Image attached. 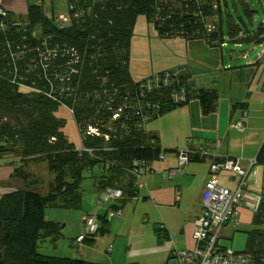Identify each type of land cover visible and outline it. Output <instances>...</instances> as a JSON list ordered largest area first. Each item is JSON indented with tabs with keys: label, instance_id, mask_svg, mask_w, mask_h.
I'll return each mask as SVG.
<instances>
[{
	"label": "trees",
	"instance_id": "16d2710c",
	"mask_svg": "<svg viewBox=\"0 0 264 264\" xmlns=\"http://www.w3.org/2000/svg\"><path fill=\"white\" fill-rule=\"evenodd\" d=\"M67 2V26L57 25L55 16L47 15L38 3L28 4L24 15L0 14V162L12 166L11 179H20L19 185L0 195V264H107L39 252L44 241L55 245L64 227L60 221L45 219V208H79L84 174L98 165L96 189H121V205L107 208L120 211L137 193L136 182L145 185L148 164L173 150L163 148L159 136L147 130L145 123L197 99L203 115L216 110L217 89L193 87L187 68L180 75L187 80L185 99L180 102L172 100L169 87L141 88L150 75L132 79L129 50L139 16L152 23L161 38L181 36L186 42L203 40L211 46L263 40L232 18L224 30L222 0ZM243 8L253 13L247 5ZM262 31L260 26L259 34ZM150 103L158 106V113L143 123L135 107ZM60 106L71 111L81 148L66 137L65 119L55 114ZM239 107L247 109V103H235L231 110ZM89 126L97 128L98 134L88 132ZM254 158L264 166V139ZM204 159L189 152V162ZM134 161L146 168L141 177L130 172ZM30 162H45L53 174L47 192H39L38 177L26 169ZM97 217L101 221L98 231L84 232L82 243L93 244L97 234L109 232L110 217ZM252 223L258 227L247 231L245 251L251 253L253 264H264V198L253 212Z\"/></svg>",
	"mask_w": 264,
	"mask_h": 264
},
{
	"label": "rangeland",
	"instance_id": "374dc122",
	"mask_svg": "<svg viewBox=\"0 0 264 264\" xmlns=\"http://www.w3.org/2000/svg\"><path fill=\"white\" fill-rule=\"evenodd\" d=\"M30 3L41 4L44 11L49 16H55V23L57 25L67 26L68 21L62 20L59 16L63 15L69 17V6L67 0H26ZM227 4L221 3V13L223 18V29L225 30L227 19L232 18L234 21L239 22L246 26V29L250 31L252 36H262L263 40L259 43L256 42H243L241 44H235L228 42L226 48H223L224 63L227 65V70L233 72V88H228L227 78L229 73L225 69H220L212 73H207L206 77L210 78L216 75L218 78H214L209 82L219 83L220 105L217 114L203 115L201 112L200 103L197 100H192V109L188 108L190 104L178 106L171 111H167L162 115L153 118L145 123V128L158 127L164 135V143H178L179 145H186L187 139L189 143L198 145H206L207 147H221L223 149L228 148L231 150L230 154L235 153L237 156L247 155L246 158H253L264 139V126L260 122L259 118H262L264 114V0H226ZM247 5L249 9L253 10L252 14H248L244 11L243 6ZM14 15H19V12L9 11ZM22 13V12H21ZM62 13V14H60ZM22 15V14H20ZM145 26H148V31L144 30ZM263 27L262 33L259 34L258 28ZM153 25L146 23L144 16H139L135 23V30L131 42V52L129 54L130 59V71L134 73V76H142L151 69L159 72L158 69L164 71L169 65L178 61L181 54L177 47L173 45V40L170 38H161L156 35ZM150 44V45H149ZM202 53H210L211 48L199 49ZM215 52V51H214ZM230 53L234 56L230 57ZM185 56V53H184ZM263 58L260 60L259 57ZM248 59L259 60V63H255L247 67L246 61ZM232 66V67H230ZM239 68H243L242 70ZM170 70V69H169ZM258 70V71H257ZM210 71V70H208ZM155 73V72H154ZM256 74V76H255ZM260 76H257L259 75ZM209 80V79H208ZM249 82L252 81V86L249 87ZM242 81V82H241ZM241 86V88H240ZM249 94V101L251 103V113L253 117L252 123L248 124V127L244 132L239 131L235 127L231 126V123L225 122V114L223 113V103L225 97L230 94H237L239 90ZM194 101V102H193ZM58 117L65 119V125L63 131L66 137L74 142L79 148L82 144L80 133L76 122L73 118L70 110L65 106H60L55 112ZM249 121V116L247 118ZM159 132V131H158ZM160 138L161 134L158 133ZM245 135V140H242V136ZM165 145V144H162ZM166 147V146H164ZM26 169L34 173L38 177L37 187L40 193H45L48 190L49 182L53 179L47 168L45 162L34 163L30 162ZM100 167L95 165L91 171H86L81 185V196L79 199V208H67L62 206H48L45 208V219L58 220L64 222L63 235L55 241V246H51L48 242L43 243L47 246H41L38 248L39 252L47 253L55 256H68L70 249L83 252L84 249L90 248L87 254H90V259L97 260L98 258H105L108 254H116L115 260L121 264H127L126 261V244L124 240H120L117 243L114 242L115 235L123 233L125 228L123 227V219H110V231L105 234H97L93 244L80 243L77 246L70 247V239L74 237L78 232V224L76 225L75 216L80 212H92L95 214H102L106 208L110 205L108 202H99L97 196V190L93 192L94 182H97L100 174ZM130 175V174H129ZM234 175L231 170L222 169L217 174L219 180L225 184L229 182L228 179ZM146 179V176H145ZM248 184L252 192L260 193L262 181L264 179V166L262 164H254L248 174ZM20 179H14V182ZM136 180V178H135ZM206 181V180H205ZM205 184V183H204ZM106 188V187H105ZM103 188V189H105ZM101 189V190H103ZM145 189V188H144ZM140 189V190H144ZM204 192V190H203ZM203 195V194H202ZM174 199L173 193H171V199ZM202 198V196H201ZM130 201L125 206H129ZM202 206V203H201ZM152 213L158 212L159 209L155 206H148ZM252 208V207H251ZM249 207L241 208L240 218L237 225L229 224L224 226L218 240V244L221 246L232 247L235 250L243 251L246 249L247 231L257 228L258 226L252 223L253 212ZM165 216L173 217L176 220L183 219V213L166 209L164 211ZM182 222V221H181ZM81 229L84 233L86 231L82 221ZM114 226L116 227L114 229ZM109 227V223H108ZM137 226L132 227L133 231H136ZM81 233V234H82ZM39 244H41L39 242ZM160 245V244H159ZM113 251V252H112ZM108 253V254H106ZM169 264H176L173 260H170Z\"/></svg>",
	"mask_w": 264,
	"mask_h": 264
},
{
	"label": "crops",
	"instance_id": "0c3cea01",
	"mask_svg": "<svg viewBox=\"0 0 264 264\" xmlns=\"http://www.w3.org/2000/svg\"><path fill=\"white\" fill-rule=\"evenodd\" d=\"M29 4L26 0H0V8L5 11L19 12L24 15ZM22 12V13H21ZM46 13V12H45ZM47 14V13H46ZM62 14V13H60ZM48 15V14H47ZM149 25L152 23L147 22ZM148 26H145L144 30L148 31ZM155 29V28H153ZM135 30V27H134ZM156 35L157 32L154 30ZM134 34V31H133ZM133 37V36H132ZM173 40V45L177 47L178 51L181 53L179 55L178 61L169 65L167 68L174 69L179 66H186L189 74V81L196 88H215L219 92V83L209 82L214 78H218L216 75L210 78L206 77V74L218 71L220 69L227 70V65L224 63V52L223 48L227 46V42H223L220 46H211L203 40H193L191 42H186L181 36L170 37ZM132 41V38H131ZM150 45V44H149ZM131 47V42H130ZM211 48L210 53H202L199 49ZM215 51V52H214ZM131 49L129 50V54ZM185 53V56H184ZM230 57L234 54L230 53ZM263 58L259 57L261 60ZM259 62V60H256ZM255 61V62H256ZM251 59L246 61L247 67L255 64ZM232 67V66H230ZM169 69H163L169 70ZM243 69V68H239ZM159 72L161 71L158 69ZM210 70V71H208ZM258 71V70H257ZM157 73L154 69L148 71L142 76H134V73L130 71V59H129V73L133 80H139L141 78L147 77ZM229 77L226 79L228 82V88H233V72L232 70H227ZM256 76V74H255ZM257 76H260L257 75ZM209 79V80H208ZM242 82V81H241ZM249 87L252 86V81L249 82ZM241 88V86H240ZM244 91H240L237 94H230L225 97V102L223 103V113L225 114V122L228 125L232 120L239 114V108L234 111L231 107L235 103H247L248 115L245 119V130L249 123H252L253 117L251 113V103L249 101V94ZM220 97L217 102V108L214 114L219 111ZM194 102V101H193ZM189 109H192L193 103H189ZM264 114V112H262ZM212 114V113H211ZM249 116V121L247 118ZM260 122L264 126V116L259 118ZM149 131L155 132L158 136L160 133L161 138L160 143L163 148L173 149L165 153L164 159H157L149 163L148 171L144 176L145 185L138 188L136 194L131 196L126 202L120 207V216L114 219H123V227L125 231L123 233L114 234V242L117 243L120 240H124L126 244V263L127 264H169L170 260H173L171 255L174 250L190 248L193 246L192 233L195 227L194 221L199 216L201 211V196L204 190V183L207 179V170L209 167L208 158L204 160H193L185 164L183 167H177V158L175 150L177 149H206L209 155H218L220 157H235L242 158L243 160L247 155L237 156L235 153L230 154L231 150L228 145L225 149L221 147H207L202 144H192L189 143L187 139V144L179 145L178 143H164V135L158 127H151L147 129ZM244 130V131H245ZM159 131V132H158ZM243 131V132H244ZM242 140H245V135H243ZM165 144V145H162ZM166 146V147H164ZM82 145L79 147L81 148ZM211 159V158H210ZM172 170V172L170 171ZM12 166L3 161L0 162V195L6 191L19 185V182H14L11 179ZM132 176V175H131ZM234 177V175H232ZM145 188V189H144ZM96 182H94V188L92 189L95 193ZM144 189V190H140ZM97 190V189H96ZM171 193L178 196V199H171ZM98 195V191H97ZM99 201V200H98ZM130 201L129 206H125L126 203ZM121 200H112L110 204L121 205ZM159 209L156 213H152L148 206H155ZM172 210L183 213V219L176 220L173 217L165 216L164 211ZM89 213V212H88ZM92 213V212H90ZM95 214V213H92ZM107 215V208L104 213L96 214ZM112 219V218H110ZM81 212L75 216L76 225L78 224L79 232L70 239V247L77 246L76 237L79 236L83 229H81ZM59 221V219L57 220ZM182 221V222H181ZM61 222V221H60ZM64 223V222H62ZM83 223V222H82ZM164 224V229L160 232L159 225ZM65 225V223H64ZM84 225V224H83ZM136 225V231L132 230V227ZM116 227L114 226V229ZM110 221H109V231H110ZM224 229V228H223ZM162 237H159V234ZM63 235V229H62ZM160 238L161 240H158ZM160 244V245H159ZM51 246H55L50 244ZM47 247V246H45ZM90 248L84 249L83 252L79 249L78 251L71 250L69 255L75 258L85 259L91 262L107 263V264H121L115 260L116 254H108L105 258H98L96 261L90 259V254L87 251ZM113 252V251H112ZM175 261V260H174Z\"/></svg>",
	"mask_w": 264,
	"mask_h": 264
},
{
	"label": "built area",
	"instance_id": "2783aa9c",
	"mask_svg": "<svg viewBox=\"0 0 264 264\" xmlns=\"http://www.w3.org/2000/svg\"><path fill=\"white\" fill-rule=\"evenodd\" d=\"M0 14L4 15L5 10L0 8ZM75 15L76 13L74 12L73 16ZM59 17L64 21H69V17L63 15ZM208 29H212L211 24H208ZM186 68V66H179L163 73H154L147 77L140 86L145 90L169 87L171 88L170 97L172 100L175 102L183 101L187 89V80L181 78L180 75ZM135 109L140 112L143 123L149 117L158 113V106L155 103L138 105ZM247 115V109L239 107V114L232 120L231 126L243 132ZM117 116V112L113 114V118ZM88 132L97 133V128L89 126ZM103 136L105 139L109 137L107 134ZM88 150L90 151V149ZM189 152L197 154L199 158L218 156L209 155L207 150L202 148L198 150L191 148L179 149L176 154L177 167L181 168L189 162ZM254 164H256L254 157L245 160L242 158H226L222 160L211 158L209 160L208 176L201 198L202 208L199 216L194 221L195 227L192 233L194 243L190 248L177 249L172 252L171 255L176 264H253L251 253L245 250L238 251L232 247L221 246L218 244V240L224 226L238 224L241 208L252 207V212H254L259 208L264 198V183L260 193L252 192L249 188L247 177ZM133 165L134 167L130 169V172L135 177H141L146 172L145 166L140 165L137 161H134ZM222 169L231 170L234 173V177L231 176L228 179L229 182H227L232 183L225 184L219 180L217 174ZM136 185L142 187L143 182L138 181ZM122 195L121 189L106 187L98 192V200L99 202H108L120 199ZM174 197L178 199L177 195H174ZM107 215L110 218L119 217L120 211L111 207L107 210ZM81 221L85 226V233L89 235L95 234L101 225L100 219L92 213L82 212ZM163 229L164 224L160 223L159 231L162 232ZM75 240L77 244L82 243L83 233L77 236Z\"/></svg>",
	"mask_w": 264,
	"mask_h": 264
},
{
	"label": "bare ground",
	"instance_id": "6f19581e",
	"mask_svg": "<svg viewBox=\"0 0 264 264\" xmlns=\"http://www.w3.org/2000/svg\"><path fill=\"white\" fill-rule=\"evenodd\" d=\"M208 160H211L210 158H208Z\"/></svg>",
	"mask_w": 264,
	"mask_h": 264
},
{
	"label": "clouds",
	"instance_id": "9594fccd",
	"mask_svg": "<svg viewBox=\"0 0 264 264\" xmlns=\"http://www.w3.org/2000/svg\"><path fill=\"white\" fill-rule=\"evenodd\" d=\"M99 191H100V190H99ZM99 191H98V192H99ZM97 196H98V195H97ZM95 215H96V214H95ZM96 216H97V215H96Z\"/></svg>",
	"mask_w": 264,
	"mask_h": 264
}]
</instances>
